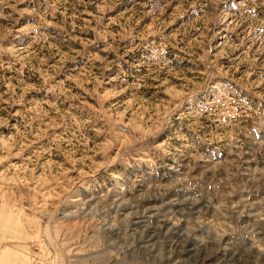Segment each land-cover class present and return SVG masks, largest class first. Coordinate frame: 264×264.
I'll return each mask as SVG.
<instances>
[{"label":"rangeland","instance_id":"1","mask_svg":"<svg viewBox=\"0 0 264 264\" xmlns=\"http://www.w3.org/2000/svg\"><path fill=\"white\" fill-rule=\"evenodd\" d=\"M264 264V0H0V264Z\"/></svg>","mask_w":264,"mask_h":264},{"label":"crops","instance_id":"2","mask_svg":"<svg viewBox=\"0 0 264 264\" xmlns=\"http://www.w3.org/2000/svg\"><path fill=\"white\" fill-rule=\"evenodd\" d=\"M239 264H245V263L242 262V263H239Z\"/></svg>","mask_w":264,"mask_h":264}]
</instances>
